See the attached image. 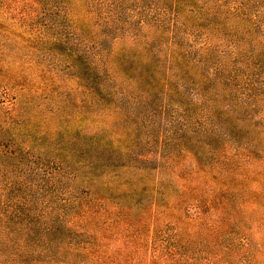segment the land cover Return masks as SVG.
<instances>
[{"label":"rangeland","instance_id":"rangeland-1","mask_svg":"<svg viewBox=\"0 0 264 264\" xmlns=\"http://www.w3.org/2000/svg\"><path fill=\"white\" fill-rule=\"evenodd\" d=\"M110 52L124 121L38 111ZM0 264H264V0H0Z\"/></svg>","mask_w":264,"mask_h":264},{"label":"trees","instance_id":"trees-1","mask_svg":"<svg viewBox=\"0 0 264 264\" xmlns=\"http://www.w3.org/2000/svg\"><path fill=\"white\" fill-rule=\"evenodd\" d=\"M114 56L119 57V61H121L116 69H113L110 66V58ZM107 57L109 58L108 66L104 71H100L98 67H87L85 68L86 70L80 71L81 77L85 80V83L79 85L81 93L80 96L76 98L78 101L76 99L70 101V99H68L71 95L70 93H56V91L51 90L50 94H58L56 97L63 99V101L61 103L55 102V104L52 105L53 102L50 100L53 99L46 97L45 99H49V101H41L42 105L38 111L43 113L45 112L44 109L49 108L45 113V117H47L50 114L54 115L57 112H60L62 106L65 108L67 104H70L71 114H73L74 117H103L109 119V121L114 124H120L121 120L124 121L121 116H123L126 111L128 103L127 98L130 96L126 95V92L123 91L122 87L130 86L141 95H148L156 84L155 71L149 66L133 67L128 64L129 62L127 60L129 59H126L125 57L121 58L120 54H115L114 52H110ZM21 89L22 88H20V90ZM166 89V92L171 90L169 86ZM66 98L68 100H65ZM40 99L45 100L43 98ZM32 102H34V99H26L25 101L15 99L12 104L13 111H19L23 114L28 104ZM130 103L133 106L139 105L137 97L130 99L129 104ZM50 105H52V107H49ZM63 114L64 119H66L64 121H69L70 115ZM31 127H33V125H30L27 128H30V131H32ZM54 137L55 135L52 133H38L36 138L32 139L29 143L30 149L39 148L41 150V148H43L42 143L46 141L47 138L53 140L55 139ZM86 140L91 147H97V149L101 150L103 155H107L108 157L112 155L110 150L106 147V144H102L100 141L96 142L93 138L88 140L86 137ZM110 144L113 145L112 142ZM35 159L36 158H34V161Z\"/></svg>","mask_w":264,"mask_h":264}]
</instances>
